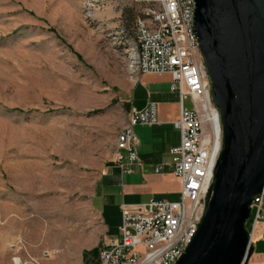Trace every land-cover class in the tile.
Here are the masks:
<instances>
[{
    "label": "rangeland",
    "instance_id": "rangeland-1",
    "mask_svg": "<svg viewBox=\"0 0 264 264\" xmlns=\"http://www.w3.org/2000/svg\"><path fill=\"white\" fill-rule=\"evenodd\" d=\"M149 4L0 0V264L96 263L95 187L116 167L124 99L138 78L127 47ZM169 82L141 78L149 93H169ZM254 224L253 214L249 232ZM256 226L247 264H264V221Z\"/></svg>",
    "mask_w": 264,
    "mask_h": 264
},
{
    "label": "built area",
    "instance_id": "built-area-1",
    "mask_svg": "<svg viewBox=\"0 0 264 264\" xmlns=\"http://www.w3.org/2000/svg\"><path fill=\"white\" fill-rule=\"evenodd\" d=\"M146 2L150 4L133 24L134 41L127 47L128 68L133 77L170 75V91L177 95L179 105L173 125L180 141L169 154L180 191L175 200L152 197L145 203L121 202L119 236L111 243L101 244L95 264H175L201 221L221 147V130L220 144L216 146L207 117V104L212 105L211 83L193 30L194 0ZM187 98L191 109L184 107ZM155 123V103L150 102L141 110L130 109L128 123L115 138L114 161L121 174L133 173V167L140 163L133 126ZM159 172V167L154 168V173ZM261 196L251 205L255 224L250 240L256 224L264 221ZM51 252L45 251L44 257Z\"/></svg>",
    "mask_w": 264,
    "mask_h": 264
},
{
    "label": "water",
    "instance_id": "water-1",
    "mask_svg": "<svg viewBox=\"0 0 264 264\" xmlns=\"http://www.w3.org/2000/svg\"><path fill=\"white\" fill-rule=\"evenodd\" d=\"M193 30L221 130L206 208L175 264H247L264 193V0H194Z\"/></svg>",
    "mask_w": 264,
    "mask_h": 264
},
{
    "label": "crops",
    "instance_id": "crops-1",
    "mask_svg": "<svg viewBox=\"0 0 264 264\" xmlns=\"http://www.w3.org/2000/svg\"><path fill=\"white\" fill-rule=\"evenodd\" d=\"M144 75L138 76L125 96V106L143 109L150 102L157 106V123L135 125L132 130L137 139L136 152L140 163L133 167V173L121 174L117 167H111L97 183L94 192V205L101 218V244L111 243L119 236L121 222L119 204L145 203L152 197L173 200L178 198L180 182L173 173L169 150L179 144V131L173 122L178 117L179 105L175 93H149L141 83ZM172 109H169V105ZM159 167L160 172L154 173ZM257 228V226H256ZM261 231L256 229L257 236Z\"/></svg>",
    "mask_w": 264,
    "mask_h": 264
},
{
    "label": "bare ground",
    "instance_id": "bare-ground-1",
    "mask_svg": "<svg viewBox=\"0 0 264 264\" xmlns=\"http://www.w3.org/2000/svg\"><path fill=\"white\" fill-rule=\"evenodd\" d=\"M206 111H207L208 120L211 123L212 138H213L214 144L216 146H219V144H220V142H219V139H220V125H219V119H218L217 111L210 104H207ZM14 262L17 264L18 260L14 259Z\"/></svg>",
    "mask_w": 264,
    "mask_h": 264
},
{
    "label": "trees",
    "instance_id": "trees-1",
    "mask_svg": "<svg viewBox=\"0 0 264 264\" xmlns=\"http://www.w3.org/2000/svg\"><path fill=\"white\" fill-rule=\"evenodd\" d=\"M252 220H253V212L252 213L250 212L249 219L246 222V228L248 231H250V226H251Z\"/></svg>",
    "mask_w": 264,
    "mask_h": 264
}]
</instances>
